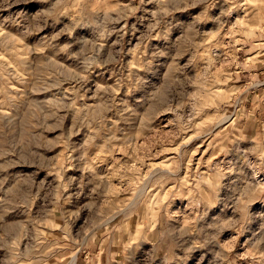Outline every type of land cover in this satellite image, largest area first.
I'll use <instances>...</instances> for the list:
<instances>
[{
	"label": "rangeland",
	"instance_id": "1",
	"mask_svg": "<svg viewBox=\"0 0 264 264\" xmlns=\"http://www.w3.org/2000/svg\"><path fill=\"white\" fill-rule=\"evenodd\" d=\"M92 2L95 3V0ZM112 2L115 3L116 0ZM119 2L134 10L119 26H128L123 37L124 51L127 53L125 63L132 71H136L132 62L137 49H152L154 45L165 43L159 37L152 38L156 36L155 32L150 33L149 10H155L158 6L155 3L148 4L147 0L144 5L140 4V0ZM239 3L243 7L234 8L230 16L220 17L221 4L225 8L230 7L226 0H220V4L211 10L213 17L220 18L214 21L204 20L200 25L205 32L197 38V44L202 45L199 51L195 48L189 49L181 56L178 64L169 62L167 69L161 68L158 75L152 78L166 85L171 82V74L175 73L176 77L183 80L184 77L177 68H183L185 75L191 78L192 82L184 86L183 94L172 101L175 113L171 110L157 112L148 106L140 109L139 115L132 116L129 120L114 115L113 110L106 113L107 119L97 118L100 122L93 127L101 129L98 134L90 133L86 127L78 128L73 111L62 108V103H70L73 98L71 83L74 81L64 82L60 87L40 89L38 85L41 80H47V84L52 85L53 79L48 78L51 69L37 64V53H29L27 60H21L19 57L24 56V52H8L4 59H0V100L5 101V105L0 107L9 112L10 117L16 118L11 125L4 127V134H0V141H4L0 147L7 150L9 143H16L24 147L26 153L39 158V167L35 164L24 165L9 171L38 172L36 179L47 177L49 182L55 181L53 187L60 181L54 175H49V172H54L57 165L68 169L62 173L65 181L72 177L87 178L82 187L77 180L65 192V195L71 192L76 194L70 202L64 204L63 209H57L56 204L52 203L45 208L41 200L33 205L32 223L29 227L33 236L39 235L45 241L38 248V255L42 257L38 264H124V256L121 254L123 246L131 237L132 247L138 248L141 234L146 231L149 221L157 219L156 209L149 205L163 197L162 203H171L173 210H179L180 213L168 221L170 224L183 228L197 224V218L193 216V206L198 197L191 189L198 179H203L202 187L211 191L213 179L219 175L221 162L231 159L229 152L232 144L229 141L264 146V47H259L264 45V38H261L264 33L253 31L251 37L242 34L253 30L255 23L249 24L247 29L243 28V24L250 21L252 15L260 12V9L244 4V0H239ZM17 7H27L29 11H33L36 5ZM198 11L199 9H192L177 12L175 15L190 21ZM4 15L7 13H0V16ZM138 17L145 19L137 22ZM260 18H264V12L260 13ZM64 23L68 21L65 20ZM63 26L61 24L57 27ZM9 31L15 34L16 29L11 27ZM88 32L87 29L76 30L77 35H87ZM177 34V30H173L174 38ZM115 39L113 36L112 40ZM2 51L0 48V52ZM59 59L64 63L67 75L77 70L75 61L64 56ZM103 72V69H97L90 77L93 83L81 89L82 99L77 100V109L85 106L96 108L99 105L97 110L103 112L102 101L95 96L94 82L99 81L108 86L116 83L111 72L98 75ZM60 79L63 81L65 76ZM33 85H37V88L34 89ZM125 91L121 89L117 93V100ZM11 96L18 99L11 100ZM43 101L52 103L45 106L41 103ZM181 104L183 107H180ZM178 115L183 116V119H178ZM128 116L125 113V117ZM4 124L7 125L8 121L5 120ZM42 124L44 127L40 126ZM9 132L12 134L5 135ZM91 136L96 138L91 140ZM86 142L88 146L81 147ZM225 145L228 151L225 150ZM72 146L80 149L73 152L71 157L76 167H68L65 160ZM85 151L87 158L94 161V172H85L83 162L76 159ZM252 158L259 160L256 155ZM5 159L15 157L5 156ZM49 162L51 167L47 166ZM173 168L176 169L174 173L171 171ZM257 171L259 179L264 181V168ZM165 172L174 175L176 179L169 180L164 185V191H160L157 180ZM153 173L158 176L153 177ZM23 179L26 180L27 177ZM150 180L152 185L147 192V198L133 208L132 204L139 196L133 189L137 186L143 189L144 184H148ZM226 182L225 180L222 183ZM177 187H180L181 195L171 200L169 193L175 192ZM220 194L223 195L222 188ZM200 195L208 202L211 215L219 214L226 219L242 214L247 208L252 213L264 212V188L255 185L242 187L234 194L233 203L239 202L238 210L231 206L224 208L214 193ZM85 204H95L94 211L104 214L99 219L107 225H101L87 247L74 243L79 232H83L85 236L92 235L90 223L94 224L96 218L88 208L83 207ZM203 207L201 204L199 209ZM199 209L195 210L198 212ZM22 211L18 209L9 212L5 217L6 222L28 221V215H20ZM61 211L69 216L79 213L73 216L71 229L65 219H58ZM251 227L255 228L256 223ZM69 231L71 238L67 235ZM234 236H239V239H231ZM221 240L228 259L216 260V264H264V240L260 234L254 236L249 231L241 234L225 228L222 230ZM25 243L27 241L21 244V249ZM144 245L146 248L154 247L147 242ZM209 247L221 250L216 245ZM173 251L169 249V264H176ZM204 251L206 249L193 251L187 264H196ZM3 256L4 251L0 250V257ZM161 256L159 250L156 256H150L146 252L137 253L141 264H149V260L152 264H160ZM212 259L213 256L209 253L204 264Z\"/></svg>",
	"mask_w": 264,
	"mask_h": 264
},
{
	"label": "clouds",
	"instance_id": "2",
	"mask_svg": "<svg viewBox=\"0 0 264 264\" xmlns=\"http://www.w3.org/2000/svg\"><path fill=\"white\" fill-rule=\"evenodd\" d=\"M147 3H155L158 6L155 10H149L151 12L150 33H156V36L152 38L159 37L165 43L154 45L152 49L144 47L137 49L132 62L136 71H132L131 67L125 63L127 53L124 51L123 37L128 26L127 24L119 26L121 21H126L134 10L128 5H122L119 0H116L115 3L112 0H95V3L92 0H0V13H7V15L0 16V48L3 49L0 52V59H4L8 52L14 54L24 52L25 55L19 57L21 60H27L29 53H37V64L51 69L48 78L53 79L52 85H48L47 80H41L38 85L40 89L60 87L64 82L74 81L71 83L73 98L70 103H62V108L66 111H73L78 128L86 127L90 133L98 134L101 129L93 127L95 123L100 122L97 118L107 119L106 113L113 112V110H115L114 115L129 120L132 116L139 115L140 109L148 106L157 112L171 110L175 113L176 109L173 107L172 101L183 94V88L192 82L191 78L185 75L183 68H177V71L184 77L183 80L176 77L175 73L171 74V82L166 85L160 84L159 81H154L152 78L158 75L161 68L167 69L169 62L178 64L181 56L185 55L189 49L195 48L197 52L199 51V47L202 45L197 44V38L205 32L200 27L204 20L214 21L220 17L230 16L234 8L238 9L243 5L239 3V0H226L230 7L225 8L221 4L220 17H213L211 10L220 4V0H147ZM140 4L144 5L145 0H140ZM244 4L252 5L253 8L258 7L260 12L255 15L248 13V15H252V19L244 23L243 28L247 29L252 23H255V26L252 31L242 34L251 37L253 31L264 33V18H260V13L264 12V0H244ZM18 5H36V7L33 11H29L27 7H17ZM14 8L15 11H13ZM192 9H199V11L190 21H185L175 15L177 12H186ZM144 19L145 17H138L137 22H142ZM65 20L68 23H64ZM61 24L64 26L58 28L57 26ZM11 27H15V34L9 31ZM77 28L87 29L89 32L87 35H77ZM173 30H177L178 33L175 38ZM65 36L67 39H62ZM113 36L116 38L115 40H112ZM259 47H264V45H259ZM61 56L75 61L77 70L67 75L64 63L59 59ZM184 67L186 68L187 64ZM97 69L104 70L98 75L111 72L116 79L114 86H108L99 81L94 82L95 96L102 101L103 112L97 110L99 105L96 108L85 106L77 109V100L82 99L81 89H85L86 85L93 83L90 81V77ZM61 76H65L63 81L60 79ZM33 88H37V85H33ZM121 89L126 91L117 100V93ZM20 98L22 99L23 95ZM10 99L17 100L18 98L11 96ZM41 103L48 106L52 102L43 101ZM3 105H5V101L0 100V106ZM180 107H183V104ZM125 113H128L129 116L125 117ZM14 119L16 118L10 117V113L3 111V108L0 107V125H3L0 127V134H4V127L11 125ZM178 119H183V116L178 115ZM5 120L8 121L7 125L4 124ZM40 126L44 127L43 124ZM11 134L9 132L5 135ZM95 138V136L90 137L91 140ZM3 143L4 141H0V144ZM229 143L232 144L229 152L231 159L221 162L219 175L214 177L211 191L202 187L203 179H198L196 185L191 189L193 194L198 197L193 206V216H196L197 224L190 225L188 228L170 224L168 221L180 213L179 210H173L171 203H162L163 197H161L149 205L156 209L157 219L149 221L146 231L141 234V243L138 248L132 247L131 237L128 243L123 246L121 254L124 256V264H141V261L137 259L138 251L156 256L158 250L162 253L160 264H169V249L174 250L172 254L175 256L176 264H187V261L192 258L190 254L197 249H206V251L197 259L196 264H204L209 253L212 254L213 259L209 260L208 264H216V260L228 259L221 240L222 230L225 228L241 234L245 231L252 232L254 236L260 234L261 239L264 240V212L252 213L251 209L247 208L242 214L226 219L219 214L211 215L208 202L200 195L201 193L206 195L214 193L224 208L231 206L234 210H238L239 202L233 203L236 192L248 185L264 188V181L259 179L257 171V169L264 168V146L232 141ZM87 146L86 142L81 147L86 148ZM18 147L19 151H17ZM225 150L228 151L227 145H225ZM78 151L80 149L75 146L71 147V151L65 157L68 167L77 166L72 163L71 157L73 152ZM254 155L258 156L259 160H254L252 158ZM5 156L15 157V159H5ZM76 159L83 162L85 172H94L92 168L94 161L87 158L86 151ZM38 160V157L26 153V149L16 143H9L7 150L0 147V161H3L0 163V250L4 251V256L0 257V264H38L42 258L38 255V248L45 241L41 240L39 235L33 236L32 229L29 227L32 223L31 209L33 205L37 200H41L44 202L45 208L47 204L52 203L56 204L57 209H63L64 204L70 202L72 196L76 194L71 192L65 195V192L74 181L78 180L79 186L82 187L87 179L86 177H72L65 181L62 173L68 169L63 165H57L54 172H49V175H54L60 181L55 187H53L55 181L49 182L47 177L37 180L38 172L9 171L11 168L24 165L35 164L39 167ZM47 166L51 167V162ZM215 168L216 166H214ZM171 171L174 173L176 169L173 168ZM152 175L153 177L158 176L157 173ZM24 177L27 179L24 180ZM172 179H176V177L167 172L159 175L157 180L159 190L164 191V185ZM225 180L227 182L222 183ZM151 185L152 181L150 180L148 184H144L143 189H140L139 186L133 189L134 193H139L132 204L133 208L142 199L147 198V192ZM221 188L223 189L222 196ZM178 195H181L180 187H177L175 192L169 193L171 200H175ZM201 204L204 207L199 209ZM83 207L88 208L96 219L94 224L90 223L92 235L85 236L83 232H79L74 243L87 247L101 225L104 224L105 227L107 225L99 219L104 214L94 211L95 204H85ZM18 209H22L20 215H28L29 220L6 222L5 217L8 213ZM195 209H199V211L197 212ZM76 215L79 213L69 216L61 211L58 219H65L71 229L72 218ZM254 222L256 223L255 228L251 227ZM153 229H155L154 232ZM67 235L71 238V231ZM231 239L238 240L239 236L231 237ZM24 241L27 243L21 249V244ZM144 242L154 245V247L146 248ZM212 245L219 246L221 250L209 247ZM149 264H152L151 260H149Z\"/></svg>",
	"mask_w": 264,
	"mask_h": 264
}]
</instances>
